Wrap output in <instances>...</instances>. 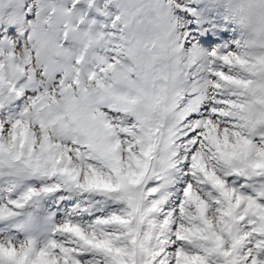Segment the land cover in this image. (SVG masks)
I'll return each instance as SVG.
<instances>
[{
  "label": "snow or ice",
  "instance_id": "obj_1",
  "mask_svg": "<svg viewBox=\"0 0 264 264\" xmlns=\"http://www.w3.org/2000/svg\"><path fill=\"white\" fill-rule=\"evenodd\" d=\"M0 264H264V0H0Z\"/></svg>",
  "mask_w": 264,
  "mask_h": 264
}]
</instances>
